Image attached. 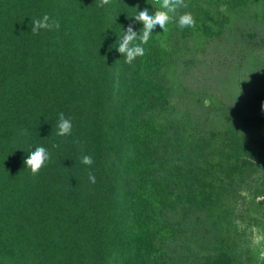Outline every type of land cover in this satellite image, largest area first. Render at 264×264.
Returning <instances> with one entry per match:
<instances>
[{
	"label": "trees",
	"instance_id": "obj_1",
	"mask_svg": "<svg viewBox=\"0 0 264 264\" xmlns=\"http://www.w3.org/2000/svg\"><path fill=\"white\" fill-rule=\"evenodd\" d=\"M185 3L195 26L157 25L128 64L119 36L156 0H0V264H264L236 223L244 187L264 198V89L222 101L201 72L264 52V0ZM44 14L60 28L34 35Z\"/></svg>",
	"mask_w": 264,
	"mask_h": 264
},
{
	"label": "clouds",
	"instance_id": "obj_2",
	"mask_svg": "<svg viewBox=\"0 0 264 264\" xmlns=\"http://www.w3.org/2000/svg\"><path fill=\"white\" fill-rule=\"evenodd\" d=\"M110 3L111 0H97L98 7H104L110 5ZM156 5L158 7L152 12L145 7L143 10L136 11V14L131 17L134 21L143 25L139 34L133 29L132 24H129L119 36L116 50L125 58V63L132 64L138 57L145 55V45L148 44L157 25L163 31H167V26L174 22L178 23L181 30L186 27L195 26V19L191 13H179L181 8L188 7L185 0H156ZM135 9L137 10V8ZM59 28L60 23L58 20L51 18L48 14H44L42 18H37L32 21L31 32L35 35L41 30L51 31L59 30ZM72 128L71 119L66 118L63 112L59 113L56 135L60 137L69 136L72 134ZM21 134H26V130H22ZM53 147H59V145L54 144ZM50 160L51 154L45 147L41 146L31 151L23 163L26 168L30 169L31 174L36 176ZM81 163L91 166L93 159L89 155H83L81 157ZM88 178L91 183L94 184L96 182V178L91 172H89Z\"/></svg>",
	"mask_w": 264,
	"mask_h": 264
},
{
	"label": "rangeland",
	"instance_id": "obj_3",
	"mask_svg": "<svg viewBox=\"0 0 264 264\" xmlns=\"http://www.w3.org/2000/svg\"><path fill=\"white\" fill-rule=\"evenodd\" d=\"M246 55V54H245ZM247 58L242 62L233 66L231 69H225L217 65L220 58L213 57L202 67L203 79L210 91L216 94L219 99L226 100L225 96L231 93L235 99L242 97L245 91L260 86L264 89V52L251 53L246 55ZM223 57V56H222ZM221 62V61H220ZM206 75V79H205ZM210 101L207 100L206 104ZM257 106V110H264V106ZM260 179V176L256 177ZM262 181L251 182L244 187L243 195L247 197L245 201L237 204V224L241 231V245L243 252L251 251L253 258L264 259V229L262 226L254 224L253 218L264 221V198L257 196L255 200L258 207L251 205L250 198L257 190Z\"/></svg>",
	"mask_w": 264,
	"mask_h": 264
}]
</instances>
